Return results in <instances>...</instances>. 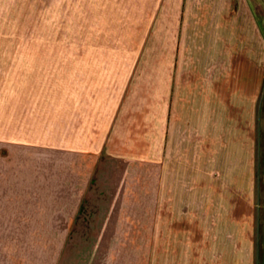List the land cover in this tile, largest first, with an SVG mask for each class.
<instances>
[{
	"label": "crops",
	"instance_id": "0c3cea01",
	"mask_svg": "<svg viewBox=\"0 0 264 264\" xmlns=\"http://www.w3.org/2000/svg\"><path fill=\"white\" fill-rule=\"evenodd\" d=\"M109 5L120 27L110 48L79 50L76 81L42 86L0 133V233L60 234L75 264H116L110 250H142L141 264H254L246 178L264 0Z\"/></svg>",
	"mask_w": 264,
	"mask_h": 264
},
{
	"label": "rangeland",
	"instance_id": "374dc122",
	"mask_svg": "<svg viewBox=\"0 0 264 264\" xmlns=\"http://www.w3.org/2000/svg\"><path fill=\"white\" fill-rule=\"evenodd\" d=\"M115 18L109 0H0V133L13 132L15 121L20 124L25 115L31 94L44 92L42 86L76 81L79 50L109 49L120 28L114 25ZM262 52V112L260 124L256 118L253 183L246 178V230L253 244L254 264H260L264 238V34ZM205 208V203H198L199 230L206 226ZM200 238L199 233V242ZM236 238L234 235L231 241ZM247 238L240 245L247 247ZM62 246L60 234L0 233V264H75L70 259L77 260L78 251ZM103 252L80 251L86 258L107 257ZM107 252L116 264H129L131 254L130 264H141L142 250ZM204 252L198 250L199 257ZM238 253L231 250L230 257L237 259Z\"/></svg>",
	"mask_w": 264,
	"mask_h": 264
}]
</instances>
